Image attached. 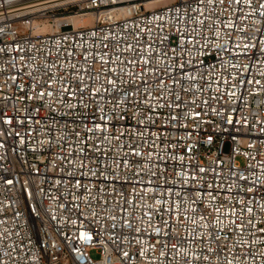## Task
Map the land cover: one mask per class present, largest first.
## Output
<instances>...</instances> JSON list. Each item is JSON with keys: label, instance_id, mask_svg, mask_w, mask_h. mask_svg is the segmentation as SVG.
Instances as JSON below:
<instances>
[{"label": "built area", "instance_id": "built-area-1", "mask_svg": "<svg viewBox=\"0 0 264 264\" xmlns=\"http://www.w3.org/2000/svg\"><path fill=\"white\" fill-rule=\"evenodd\" d=\"M0 264H264V0H0Z\"/></svg>", "mask_w": 264, "mask_h": 264}, {"label": "rangeland", "instance_id": "rangeland-1", "mask_svg": "<svg viewBox=\"0 0 264 264\" xmlns=\"http://www.w3.org/2000/svg\"><path fill=\"white\" fill-rule=\"evenodd\" d=\"M134 1H139V2L143 3V5L145 7H147L148 6L147 2L149 0H134ZM134 1H132V2H134ZM169 1H171V0H160V1H156L155 4L159 7V6L166 4ZM77 8H78L77 5H73V4H65V5H62L60 7L53 8L50 11H48V13L43 16V19L39 20L37 23L40 24L41 30L52 31V29L61 25L63 20L66 19L68 15L77 14ZM80 16L85 17L87 15H85V16L79 15L77 17V20H80L82 18ZM64 17H66V18H64ZM36 21H37V18H36Z\"/></svg>", "mask_w": 264, "mask_h": 264}, {"label": "bare ground", "instance_id": "bare-ground-1", "mask_svg": "<svg viewBox=\"0 0 264 264\" xmlns=\"http://www.w3.org/2000/svg\"><path fill=\"white\" fill-rule=\"evenodd\" d=\"M123 1H134V0H123ZM156 1H160V0H149L147 2L148 6L145 7V8L146 9H155V8H157L158 6L155 4ZM79 15L80 14H70V15L67 16V18L64 17L66 19L63 20V22L61 23V25H59V27H61V28L70 27L72 24H74L75 26L90 25L93 22L94 15L92 13L84 14V16L85 15H87V16H85V17L80 16L82 18L80 20H77V17ZM55 29L56 28H54L52 30H55Z\"/></svg>", "mask_w": 264, "mask_h": 264}]
</instances>
